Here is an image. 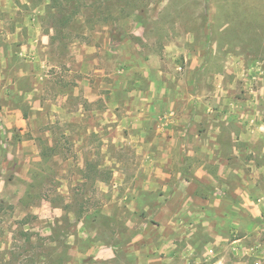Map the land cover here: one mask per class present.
Returning <instances> with one entry per match:
<instances>
[{"label":"rangeland","instance_id":"374dc122","mask_svg":"<svg viewBox=\"0 0 264 264\" xmlns=\"http://www.w3.org/2000/svg\"><path fill=\"white\" fill-rule=\"evenodd\" d=\"M0 264H264V0H0Z\"/></svg>","mask_w":264,"mask_h":264},{"label":"crops","instance_id":"0c3cea01","mask_svg":"<svg viewBox=\"0 0 264 264\" xmlns=\"http://www.w3.org/2000/svg\"><path fill=\"white\" fill-rule=\"evenodd\" d=\"M176 132L175 133H177V132H179V134H180V138L181 139H185V136H186V134H187V131H186V128H176V130H175ZM195 136L197 137L198 136V134H197V132H196V134H195ZM183 142V143H182ZM187 142H185V141H181V143H180V145H183V144H186ZM146 188H152V187H146Z\"/></svg>","mask_w":264,"mask_h":264},{"label":"trees","instance_id":"16d2710c","mask_svg":"<svg viewBox=\"0 0 264 264\" xmlns=\"http://www.w3.org/2000/svg\"><path fill=\"white\" fill-rule=\"evenodd\" d=\"M59 5H61L60 3H59ZM72 16H74V14L73 15H71L70 17H63V24H66L68 21H69V19H71V17Z\"/></svg>","mask_w":264,"mask_h":264}]
</instances>
